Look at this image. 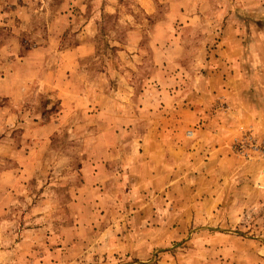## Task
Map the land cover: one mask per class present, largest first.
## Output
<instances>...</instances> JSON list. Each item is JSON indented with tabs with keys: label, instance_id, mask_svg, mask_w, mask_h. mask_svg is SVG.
<instances>
[{
	"label": "rangeland",
	"instance_id": "1",
	"mask_svg": "<svg viewBox=\"0 0 264 264\" xmlns=\"http://www.w3.org/2000/svg\"><path fill=\"white\" fill-rule=\"evenodd\" d=\"M147 5L152 6V12ZM201 6V12L195 11ZM179 9L195 11L190 16L197 23H208L209 29L197 30L210 43L205 50L202 43H189L188 49L194 51H189L188 58L181 62L166 63L163 72L170 79L167 86L157 87H195L200 71L213 86L254 87L248 68L234 75L231 56L240 46L248 49L250 37L264 34V0H0V221L7 231L15 232L17 242L30 237L25 228L47 227L50 240L45 264L140 263L131 255L114 251L119 240L112 231L116 233L118 229L111 231L109 226L116 222V216L106 222L102 218L98 222L89 219L93 226L84 228L82 236L68 241L70 244L53 240L52 232L72 226L76 213L87 214L88 205L74 207V201L82 188L79 169L88 158L94 126L88 124L91 112L83 110L75 117L72 113L67 116L56 91H46L35 82L29 87L22 85L29 72L38 74L35 65L40 67L42 60L33 57L25 72L21 58L40 47H48L50 53L73 48L88 35L85 28L93 23L91 35L95 28L96 55L80 60L82 76L96 82V87H147L152 85V43H164L177 32L193 36L192 29H179ZM172 21L177 22L175 27L169 25ZM134 29L141 30V53L132 54L123 46ZM219 37L225 38V62L232 68L225 67L223 76L208 74L203 67L209 63L212 69L224 70L210 56ZM137 54L141 58H136ZM244 62L247 65L248 61ZM180 64L185 66L183 72L179 71ZM45 65L49 67L47 60ZM4 78L10 80L9 84L12 82L11 87L1 81ZM256 79L264 80V73ZM240 159L248 167L247 178L230 195L229 209L233 213L212 225L192 222L183 236L153 249L144 264H204L206 260L230 262L233 258L236 264H264L263 163ZM30 160L36 167L33 176L20 166ZM8 170L12 172L4 173ZM209 227L214 231L210 235L226 234L234 239L231 252L222 254L214 246L205 247L204 228ZM176 228L181 226L177 224ZM89 249H93L91 253ZM0 264L22 263L8 252H0Z\"/></svg>",
	"mask_w": 264,
	"mask_h": 264
},
{
	"label": "crops",
	"instance_id": "2",
	"mask_svg": "<svg viewBox=\"0 0 264 264\" xmlns=\"http://www.w3.org/2000/svg\"><path fill=\"white\" fill-rule=\"evenodd\" d=\"M147 6L149 13L152 12V6ZM202 8L195 11L201 12ZM179 11V29L182 32L192 29L193 36L185 37L177 32L164 43L154 36L157 41L152 43V85L147 87H96V82L82 76L80 60L96 55L95 28L91 35L93 23L85 28L88 35L73 48L50 53L48 47H40L21 58L25 72L33 57L42 60L40 67L38 63L35 65L38 74L29 72L22 85L29 87L35 82L46 91H56L67 116L72 113L75 117L83 110L91 112L88 124L94 126L88 158L79 169L82 188L74 201V207L86 203L87 214L76 213L72 226L52 232L54 241L70 244L68 241L82 236L84 228L93 226L89 219L98 222L102 218L106 222L116 216V222L109 226L111 231L118 229L116 233L112 231L119 240L114 251L131 255L144 264L150 260L153 249L183 236L192 222L212 225L233 213L229 209L230 195L246 182L248 167L232 147L245 132L264 136V80L256 79L264 73V34L250 37L248 49L242 50L240 46L231 56L234 75L248 68L252 77L249 81L252 84L254 79V87L213 86L201 71L195 87H166L170 76L163 72L165 64L187 59L189 51H194L188 49L189 43H202L204 50L210 43L197 30L209 29L208 23L205 25L202 17L203 23H197L190 16L195 11ZM176 23L172 21L169 25L175 27ZM140 34L141 30H132L123 46L132 54L140 52ZM241 41L242 38L238 39ZM215 43L210 56L224 70L212 69L209 63L203 67L208 74L223 76L229 65L225 62L228 59L225 38L219 37ZM138 55L135 57L141 58ZM243 61H248L247 65ZM178 67L181 72L185 70L181 64ZM1 81L9 84L10 80ZM157 84L166 86L157 87ZM20 166L33 176L36 167L31 160ZM177 224L180 229L176 228ZM48 230L43 226L25 228L30 237L17 242L15 232L7 231L0 221V246L4 247H0V252H8L22 264H45ZM210 233H214L210 227L204 228L207 249L214 246L222 254L233 250V238ZM90 250L93 249L88 253ZM204 264H236V261L234 258L230 262L206 260Z\"/></svg>",
	"mask_w": 264,
	"mask_h": 264
},
{
	"label": "built area",
	"instance_id": "3",
	"mask_svg": "<svg viewBox=\"0 0 264 264\" xmlns=\"http://www.w3.org/2000/svg\"><path fill=\"white\" fill-rule=\"evenodd\" d=\"M232 149L238 157L262 162L264 173V137L260 139L252 133H245Z\"/></svg>",
	"mask_w": 264,
	"mask_h": 264
}]
</instances>
